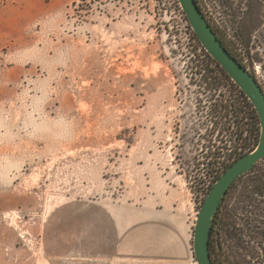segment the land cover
<instances>
[{"label":"rangeland","instance_id":"1","mask_svg":"<svg viewBox=\"0 0 264 264\" xmlns=\"http://www.w3.org/2000/svg\"><path fill=\"white\" fill-rule=\"evenodd\" d=\"M197 1L264 89V0ZM185 18L178 0H0V264H154L164 220L173 263L197 264L199 210L261 131ZM250 210L221 264H264Z\"/></svg>","mask_w":264,"mask_h":264},{"label":"water","instance_id":"2","mask_svg":"<svg viewBox=\"0 0 264 264\" xmlns=\"http://www.w3.org/2000/svg\"><path fill=\"white\" fill-rule=\"evenodd\" d=\"M187 21L202 47L226 72L251 102L260 120V140L251 152L233 162L215 182L205 198L194 231L193 252L197 264H215L210 239L215 219L228 192L237 180L264 160V91L256 77L225 47L196 0H178Z\"/></svg>","mask_w":264,"mask_h":264},{"label":"trees","instance_id":"3","mask_svg":"<svg viewBox=\"0 0 264 264\" xmlns=\"http://www.w3.org/2000/svg\"><path fill=\"white\" fill-rule=\"evenodd\" d=\"M196 2L198 3L197 0H196ZM198 5H199V3H198ZM199 7H200V5H199ZM200 9L202 10L201 7H200ZM185 21L188 22L187 18H185ZM187 28H188V31H191V27H190L189 23L187 24ZM214 31L216 32L218 37L221 39V41L223 42L225 47L228 49V51L236 59H238L246 69H248L247 66L243 63V61L241 59H239L234 54V52L230 49L228 44L223 40V38L220 36V34L217 32V30L214 29ZM190 34H191V38L196 43L197 47L201 49L202 54L204 56L203 59L205 62H207V66L208 67L211 66V67L215 68L216 70L219 71V73L222 75V77L224 79H226L228 82L231 81L233 85L237 86L235 83H233V81L226 74V72L219 66V64L216 61H214L210 57V55L205 51V49L200 44L199 40L197 39V37L195 36L193 31H191ZM241 95L243 98L247 99V97L244 95V93L242 91H241ZM252 107H253V105H252ZM224 109L229 114L233 112L232 111L233 109L227 110V107H224ZM235 113L236 112H234V114ZM254 113L257 115V112L255 109H254ZM257 118L259 121L258 123L260 124V120H259L258 115H257ZM237 120H238V117L236 118L235 121H237ZM241 120H243V119H241ZM243 155L244 154H242V156ZM242 156H240V157H242ZM238 189L240 190V193H239V198H238L236 210L234 209L233 211H226V213L228 215L230 213V216L228 217V219H226V221H222L223 220V214L222 213H224L223 211H224V209H226L227 200L230 198V195H232V193ZM250 208H254V214L260 215V217L264 213V160L261 161L260 163H258L256 165V167L251 172H249L248 174H246L245 176H243L237 180V182L233 185V187L228 192L223 204L220 207V210H219L217 217L215 219V222H214V226H213L212 234H211V239H210V250H211V255H212V258H213V261L215 264H218V258L217 257H219L220 260L221 259L227 260L226 259L227 258L226 253H224L222 245L224 244L223 243L224 239L235 237V231H234L232 224L235 223V221L237 220L236 214H238L239 212L242 213V215L252 214L253 212L250 210ZM257 221L258 220H256V222ZM222 239H223V241H222Z\"/></svg>","mask_w":264,"mask_h":264},{"label":"crops","instance_id":"4","mask_svg":"<svg viewBox=\"0 0 264 264\" xmlns=\"http://www.w3.org/2000/svg\"><path fill=\"white\" fill-rule=\"evenodd\" d=\"M158 224V233H157V250H156V257L150 258L154 264H164L165 262H168V260L172 263L173 261H176L173 252V247L171 243L173 242V233L172 231L167 227L171 226L169 225V222L167 221H159ZM167 232H169V235L167 236ZM165 239V242L163 244H160V240ZM168 239V241H166ZM166 242H169L170 244H167ZM160 254V256H158ZM166 255H170L171 257H166Z\"/></svg>","mask_w":264,"mask_h":264},{"label":"flooded vegetation","instance_id":"5","mask_svg":"<svg viewBox=\"0 0 264 264\" xmlns=\"http://www.w3.org/2000/svg\"><path fill=\"white\" fill-rule=\"evenodd\" d=\"M263 91H264V89H263ZM218 264H221V260L218 261Z\"/></svg>","mask_w":264,"mask_h":264}]
</instances>
